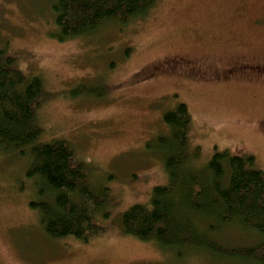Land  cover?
Instances as JSON below:
<instances>
[{
    "label": "rangeland",
    "instance_id": "obj_1",
    "mask_svg": "<svg viewBox=\"0 0 264 264\" xmlns=\"http://www.w3.org/2000/svg\"><path fill=\"white\" fill-rule=\"evenodd\" d=\"M53 2L0 0V51L43 80L40 141L71 145L90 180L108 188L110 214L89 243L49 238L30 207L38 199L30 162L0 151V264H247L203 252L180 259L124 234L121 217L168 182L146 144L167 134L164 114L179 104L192 115L201 167L228 151L254 156L264 172V0H156L147 17L64 43ZM226 229L230 249L257 242Z\"/></svg>",
    "mask_w": 264,
    "mask_h": 264
},
{
    "label": "trees",
    "instance_id": "obj_2",
    "mask_svg": "<svg viewBox=\"0 0 264 264\" xmlns=\"http://www.w3.org/2000/svg\"><path fill=\"white\" fill-rule=\"evenodd\" d=\"M156 0H54L52 11L61 43L94 36L105 26H126L147 17ZM16 58L0 51V151L30 162L26 177L37 190L30 207L46 235L84 243L104 233L99 216L108 218V188L91 181V167L64 140L41 142L36 116L44 94L39 76H27ZM81 88L83 86H80ZM85 89V88H82ZM84 91V90H81ZM167 134L146 144L155 149L168 182L153 188L148 204H136L121 217L124 234L152 242L178 258L207 253L247 264H264V172L254 156L216 152L201 167V148L191 147L193 118L185 104L164 114ZM252 233L254 245L230 249L222 234L229 229Z\"/></svg>",
    "mask_w": 264,
    "mask_h": 264
}]
</instances>
